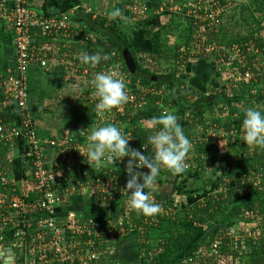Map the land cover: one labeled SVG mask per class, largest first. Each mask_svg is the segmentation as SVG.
Instances as JSON below:
<instances>
[{
  "label": "built area",
  "instance_id": "obj_1",
  "mask_svg": "<svg viewBox=\"0 0 264 264\" xmlns=\"http://www.w3.org/2000/svg\"><path fill=\"white\" fill-rule=\"evenodd\" d=\"M239 4L242 3L238 0H192L187 3L166 0L156 8V12H169L191 21L194 27L191 47L184 45L177 53L182 57H194L197 52V59L218 53L221 60L219 63L226 70L240 75L237 82L243 84L254 81L255 73L264 75V62L260 57V48L257 47L260 34H254L255 41L238 42L223 48L217 47L219 44L215 43L220 29L225 25L226 16ZM132 13L138 21L145 19L146 9L135 4ZM88 16H91L92 21L99 17L107 18L105 11L83 5L75 6L67 12L45 16L40 11L38 1L0 0V26H4L14 37V51L9 66L0 76V109L11 111L17 117V120L9 124H0V164L4 152L17 150L21 166L22 161H25L28 175L39 189V196L26 201L17 194L23 185L22 180V185L17 186L10 173L0 171V252L11 259L10 264H101L103 257L109 256L116 238L124 232V219L129 217L120 215L113 222L104 224L82 213L68 211L63 217L64 221L59 222L61 198L69 192V185L65 193L56 190L62 184L63 172L66 167L69 169L78 162L86 165L94 163L88 161L83 148L88 133L96 127L107 124L118 126L131 145L136 119L138 122L145 120L153 110L156 114L153 118L166 112H175V109L163 105L166 96L164 88L156 91L148 82L132 80L119 49L97 37L88 25ZM85 51L89 54H108L110 58L92 68L79 60L80 54ZM251 58L255 59L252 61ZM99 72L114 73L116 78L123 79L128 94L126 103L103 115H97L94 111L98 98L92 94L93 89L89 83ZM32 73L71 81L91 107L90 124L86 122L83 127L68 130L59 138L42 136L29 104ZM178 119L183 127V119ZM190 119L198 123L199 129L201 125L198 120L193 116ZM205 134L202 138L191 136L189 139L192 145L199 139L207 141L214 135L210 130ZM17 142L21 143L22 153L16 146ZM114 163L126 165V160ZM94 165L96 168L100 166L96 163ZM187 165V169L194 168L190 163ZM87 185L86 189H93V201L101 206L115 203V195H128L125 189H118V181L114 177L108 181L89 180ZM148 191L154 202V194H159L160 189L154 187ZM160 213L175 216L174 207L170 206L161 208ZM247 217L251 218L252 215ZM225 241L232 252L237 254L243 251L245 255L247 242L264 244V225L227 228L215 238L209 249H200L182 264H209L214 260L215 264H243L242 254L233 256L223 253ZM110 264L117 262L110 261Z\"/></svg>",
  "mask_w": 264,
  "mask_h": 264
},
{
  "label": "trees",
  "instance_id": "obj_2",
  "mask_svg": "<svg viewBox=\"0 0 264 264\" xmlns=\"http://www.w3.org/2000/svg\"><path fill=\"white\" fill-rule=\"evenodd\" d=\"M30 1H38L40 11L45 16L67 12L75 6L81 5V0ZM175 1L177 3H187L192 0ZM246 1L250 6L246 7L243 4L240 8L242 7V12L244 10L251 11L250 18L246 19L248 22L244 23L242 27L243 17L239 13V17L241 18V21H239L238 18H235L237 15L235 11L231 17L236 19V25L242 29V32H245H240L235 37L229 39L224 25L216 37V40L219 42L217 47L223 48L234 43L254 40L255 32L248 31L246 24L251 25L255 23V14L264 16V0ZM155 3L159 5L160 1L156 0ZM176 17L178 16L174 14L168 15L166 23L151 35L145 26L135 29L130 35H126L102 17L94 21H92L91 16H88L86 19L88 23H91L92 29L107 39L108 42L114 44L113 37L116 36L125 44L131 54L132 65L128 67L126 62L125 64L133 81L148 82L156 91L162 88L165 89L166 96L163 100V105L168 109H175V115L183 119V130L188 138L191 136L202 138L206 135L205 132L207 133L210 130L212 134L214 133L212 137H217L218 140L211 143L212 138L210 137L207 141H201V139L195 141L188 155L189 158L194 160H186V163H190L194 168L187 169L183 174L174 176L168 170L162 169L155 185L150 190L154 187L161 189L165 186L172 185L174 195L182 196L186 199L184 213L181 218L169 217L164 213H159L153 217L138 214L125 218L122 228L124 232L116 238L113 246L123 237H127L133 231H138L136 237L140 240V243L136 252H140V257H138L139 255H134L135 260L129 262L119 261L117 264H182L200 249H209L212 242L223 230L234 226L236 227L237 222L249 214L255 216L254 221H249L252 223L249 227L264 225V214L262 215V211H264V148L258 147L254 149L244 140L242 128L243 117L237 108L245 100L244 97H241L235 92L230 93L215 89L213 94L207 95L200 79L192 81L191 84H186L180 76L177 77L178 71L176 70L169 73V71L163 72L153 70L149 67L147 59L159 62L163 58L165 52L164 36L171 29ZM189 22L190 24L187 27L188 35L184 37L185 46L188 44V38H191L194 30L191 21ZM256 24L259 26V23L256 22ZM261 29L260 27L258 29L260 33V44L257 47L260 48L261 60H264V33ZM148 35L150 37L147 41L146 37ZM13 40L12 33L6 31L4 26H0V76L5 73L9 66L10 62L9 60L7 61L4 52L7 47H9L11 52L14 51ZM145 41L148 42L147 49L142 47L143 45H140V43ZM208 55L207 57L200 56L198 60L202 61L207 58H213L216 65L221 61L218 53ZM191 59L189 55L182 57L180 53H177L173 65L177 68L184 64L183 66L185 67V64L189 63ZM254 59L251 58L252 61ZM33 75L42 76L41 73H32ZM253 84L255 86L262 85L264 88V75L255 73ZM31 95L29 86V104L36 111L39 107L34 102L33 104L31 103V100H33ZM1 100L2 90L0 89V102ZM74 106L73 109L71 108V111L74 116L77 115L78 117L80 114V105L75 104ZM215 106L219 107L221 113L226 112L227 119L222 121V119L213 116L212 120L208 121L205 125L203 133L199 135L196 133L198 131V123L191 121L190 117H195L199 124L203 125L205 115L207 113L210 114ZM37 114L38 111L34 113V119ZM155 116V110H153L147 115L145 120L138 122L136 119L134 121L135 129H132L133 143L130 146L137 150L145 151V154L149 156L153 155V149L148 143V136L157 130L156 128L150 127V121ZM14 120H17L15 113L0 109V124H9ZM72 124L71 122V126ZM39 133L41 134L40 131ZM16 146L19 148L20 153H22L23 148L21 143L17 142ZM225 155H228L230 160H232V164L222 174L216 170L213 171V178L208 181L205 178V158L224 157ZM233 160L236 161L233 162ZM0 165V171L11 173V165L8 161L3 159ZM95 167L80 162L75 163L69 169L66 167L63 172L62 184L56 190L65 193L69 182L75 178H84L88 181L92 180L97 182L98 180L108 181L113 177L118 181V189L123 188L126 190L127 174L125 164L113 163V165L106 164L100 165L99 168ZM27 169L26 162L22 161L21 172L23 185L17 194L23 196L26 201H31L37 195L39 196V189L33 183L31 176L28 175ZM138 171L147 172V169L141 168ZM249 177H254V181H248ZM255 178L258 179L256 182ZM259 178H261L260 181ZM209 185L210 187L208 188ZM145 190L148 191L149 189ZM174 195L161 196L154 194V203H158L161 208L168 206L174 207ZM113 198L116 200L115 203H118L123 200H128L129 195H115ZM216 226L220 227L211 232V229ZM240 231H243V229H240ZM154 232L158 233L156 234L157 241L151 240V234ZM152 242L155 244H152ZM222 250L224 254L233 256L242 254L241 259L243 260V264H264V244L254 245L253 243L247 242L246 249H244L245 255L243 251L238 252L239 254L237 253V255L235 252H232L233 250L231 251L230 246L225 241ZM101 264H110L109 256L106 255L105 258L103 257Z\"/></svg>",
  "mask_w": 264,
  "mask_h": 264
},
{
  "label": "clouds",
  "instance_id": "obj_3",
  "mask_svg": "<svg viewBox=\"0 0 264 264\" xmlns=\"http://www.w3.org/2000/svg\"><path fill=\"white\" fill-rule=\"evenodd\" d=\"M110 20L126 19L119 9L107 13ZM108 54H89L82 52L79 60L84 65L95 68L102 61L109 60ZM93 95L98 98L94 106L97 115L111 112L127 102L126 83L116 78L114 73H96L90 80ZM150 127L156 128L148 136V143L152 146L153 155L145 154L132 148L129 139L122 134L121 129L114 124L96 127L87 135V143L83 151L89 162L97 165H113L114 162L126 158L125 170L127 174L126 190L128 205L146 217H153L160 213L161 206L154 203L150 189L160 176L162 169L172 175H181L187 171L186 159L192 149V143L186 136L178 117L172 112H166L151 119ZM242 128L244 140L248 145L264 148V109L249 107L243 116ZM147 169L140 172L138 169ZM0 264H10V259L0 252Z\"/></svg>",
  "mask_w": 264,
  "mask_h": 264
},
{
  "label": "rangeland",
  "instance_id": "obj_4",
  "mask_svg": "<svg viewBox=\"0 0 264 264\" xmlns=\"http://www.w3.org/2000/svg\"><path fill=\"white\" fill-rule=\"evenodd\" d=\"M84 2L91 3L92 1L84 0ZM238 2L242 4H239L237 8L233 11L237 13L235 18H238L239 21H241V18L239 17V13H241L243 17V21H242V27H243V24L248 22L246 21V19L250 18L251 11L244 10L242 12L241 11L242 7L240 8V6L244 4L246 7H248L250 6V4H247L248 2L246 0H238ZM91 4L95 6V3L92 2ZM233 11L230 12L225 18L224 29L227 30L229 39L232 37H235L240 32L241 33L245 32V31L242 32V29H240L236 25V19L231 18L234 13ZM255 17L257 18L256 21L257 23H259V26L257 24L256 25L246 24V26L248 27V31H253L255 33L260 34L258 30L260 27L262 28L261 30H263V33H264V16L255 15ZM189 24L190 22L188 21V19L183 18L181 16L176 17L174 24H172L171 29L164 36L165 52L163 54V58L159 62H154V61H151V59H147V61L149 62V67L152 68L153 70H159L163 72L169 71V73L172 72L173 70H176L178 71L177 77L180 76L181 79L185 81L186 84L188 83L191 84L192 81H196L200 79L201 84L205 88L204 91L207 95L213 94L214 89L219 90V91H227L230 93L231 92L238 93L241 97H244L245 99L241 105L237 106V108L239 109V113L242 117L244 116V112L249 107L264 109V88L262 87V85L255 86L253 84V81L249 83H243L244 85L242 83L241 84L238 83L237 81L240 75L235 74V72L226 70V68L223 67L220 63L217 64L218 65L217 66L213 58H207L201 61L196 58L195 55L198 53L195 52L194 57H191L192 59L189 60V63L185 64V67H183L180 70H179L180 67L175 68L176 66L173 65L175 61V55L179 51L180 47L184 46V37L188 35L187 27ZM147 39H148V36L146 37V40ZM190 39L188 38V44H186V47L192 44ZM215 43L219 44L218 41L217 42L215 41ZM142 47H145L147 49L146 46H142ZM7 49L8 51L6 53V59L9 60L10 56L12 55V52L10 54L11 50H9V47H7ZM262 61L264 62V60ZM60 79L53 81V79L51 78L48 79L45 77H39L38 75H33L31 76L30 82H29L30 83L29 86H30L31 93H32L31 98L33 99L31 100V103L33 104L34 102L40 109V111H38V114L36 115V118H35L37 127L39 131L41 132V134L44 135V137H48V138L51 137L50 136L51 134H49L50 132H48L49 131L48 121L51 120L52 122L54 120V123L52 124L56 123L54 125L56 128L58 127L60 123L62 124L63 122H66L65 125L67 127L71 126L70 121L73 119V116H74L73 112L71 111V108L73 109V107H75L74 106L75 99H78V97L83 98L81 91L75 90L74 85L70 81L67 80L66 82V80H63L62 78ZM64 100L66 101V104L64 103ZM62 103H64L65 105H62ZM54 106L59 107L58 109H55V112L52 109ZM50 112L51 113L53 112V114H50ZM173 114H175V112ZM213 116L217 117L218 119H222V121H225V119H227L226 112L221 113L219 110V107L215 106L213 107L210 114L207 113L205 115V120L203 124L204 126L201 125L198 131H196V133H198L199 135L202 134L203 131L205 130L204 129L205 125L208 123V121L212 120ZM88 124H90V122ZM90 129H94V128L90 127ZM211 138H212L211 143H214V141H218L217 137H214V138L211 137ZM251 146L254 149L258 148L257 146H253V145ZM216 158L206 157L204 160V165L206 167L205 178H207L208 181L213 178V171L216 170L217 172H220L222 174L223 171H225L226 168L232 164V160H230L228 155H225L224 157H216ZM235 161L236 160H233V162ZM260 179L261 178H259V181ZM256 180L258 179L255 178V182ZM77 181H78L77 178L71 180V182L69 183V193H72V194L74 193L73 196L78 195V193L81 194V198L83 199V202L85 203L86 200H88L90 196H92L93 189L80 188L79 192L77 191L75 192V189H77L79 185ZM248 181H254V177H249ZM257 184H260V183H257ZM209 187L210 185L208 186V188ZM172 189H173L172 185H168L164 188H161L159 191V194L162 196L174 195V193L172 192ZM91 201L95 207L100 206L99 204H96V201H93V200ZM113 204H117L119 208H121V210L119 209L120 210L119 213H122L121 214L122 217L123 215L124 216L128 215V217H131V216L140 214L138 211L131 209L128 203L126 202V200L120 201L118 203H113ZM173 204H174V211H175L174 217L181 218L184 213V207L186 206V199L182 196L174 195ZM106 206H109V205H106ZM89 209L90 208L87 207V210ZM263 214H264V211H262V215ZM252 217L251 218L245 217L242 220L238 221L236 224V227L237 228L238 227L247 228V226L252 224L249 221L251 220L254 221L255 216L252 215ZM115 219L114 218L108 219L105 223L113 222ZM156 234L158 233L154 232L151 234L152 241H157ZM152 244H155V243L152 242ZM212 262L215 264V260ZM212 262H210L209 264H213Z\"/></svg>",
  "mask_w": 264,
  "mask_h": 264
},
{
  "label": "crops",
  "instance_id": "obj_5",
  "mask_svg": "<svg viewBox=\"0 0 264 264\" xmlns=\"http://www.w3.org/2000/svg\"><path fill=\"white\" fill-rule=\"evenodd\" d=\"M93 3H95V6H93L91 3L84 2V0H81V5L83 6H88V7H93L95 9H99L101 11H105L106 14L114 9H119L122 11L124 14V17L126 19L122 20L120 18L112 19L110 20L107 16L105 20L112 25H115L121 32H123L126 35H130L135 29L140 28L145 26L149 34L151 35L155 30L161 28L165 23H166V18H168V15L171 13H162L158 14L156 12V8L160 6L161 3H164L166 0H157L160 1L159 5L156 2V0H91ZM155 1V2H153ZM135 4L140 5V7L146 9V14H145V19H140L136 21L133 15V8ZM158 5V6H156ZM156 6V7H155ZM155 7V8H154ZM88 25L90 26L91 30L97 35L98 38H101L102 40L104 39L107 41V39L103 38L98 32L94 31L92 29V25L89 22ZM150 35H148V40ZM148 42H142L140 45L143 46H148ZM8 49H5V57ZM11 54V51H10ZM9 54V55H10ZM11 59V56L9 60ZM8 61V59H7ZM42 74V73H41ZM41 77L45 78H51L54 80L60 79V77H48L42 74ZM61 80V79H60ZM67 82V81H66ZM71 82V81H70ZM72 83V82H71ZM75 89V88H74ZM204 89V87H203ZM76 90V89H75ZM83 96V95H82ZM84 97V96H83ZM85 98V97H84ZM77 102V103H76ZM64 103L66 104V101L64 100ZM62 103V105H65ZM84 103V104H83ZM79 104L80 105V114L77 117L73 116L72 126L67 127L65 124L66 122H63L62 124L60 123L58 127L56 128L52 124L54 123V120L51 122L48 121V127H49V134H51V137H56L59 138L62 135H64L68 130H73L77 129L80 126H82L84 123L88 122V120L91 118V107L89 106L88 102L84 100L82 97H78V99H75L74 105ZM54 105V103H53ZM84 107V108H83ZM59 107H53L52 109L55 112V109H58ZM40 111V109H39ZM52 111V110H51ZM50 114H53V112ZM49 114V116H50ZM54 117V116H53ZM50 119V118H49ZM77 119V120H76ZM62 126V127H61ZM60 128V129H59ZM69 128V129H68ZM80 140H83L82 138ZM4 159L8 160L11 165V179L14 180V182L17 184V186L22 185V172H21V160L19 158V155L17 153V150H8L4 152L3 154ZM92 165L95 167L94 163L93 164H88ZM96 168V167H95ZM99 168V167H98ZM78 179V188L75 189V192H79L80 188L86 189V183L87 179L84 178H77ZM166 187V186H165ZM74 194V193H73ZM72 193H67L63 195L62 202L60 203V217H59V222L64 221V216L68 211H75L77 213H82L84 216L93 219L96 222L99 223H105L108 219H115L119 217L122 213H119L121 208L117 204H112L109 206H98L95 207L94 204H92L93 200L90 196L86 202H83V199L81 198V194L78 193V195L73 196ZM91 199V200H90ZM87 207L90 209L87 210ZM120 209V210H119ZM139 212V211H138ZM140 213V212H139ZM141 214V213H140ZM138 232L133 231L130 235L127 237H123L118 243H116L111 252L109 253V259L110 261L114 262H129L135 260V252L137 251L139 247V239L136 237ZM135 255H139L140 257V252H136ZM210 261V260H209ZM210 263V262H209Z\"/></svg>",
  "mask_w": 264,
  "mask_h": 264
},
{
  "label": "water",
  "instance_id": "obj_6",
  "mask_svg": "<svg viewBox=\"0 0 264 264\" xmlns=\"http://www.w3.org/2000/svg\"><path fill=\"white\" fill-rule=\"evenodd\" d=\"M113 42H114V44H116L117 48L121 52L127 66L130 67L132 65V58H131V54H130L129 50L127 49V47L125 46V44L120 39H118V37H116V36L113 37ZM36 111H39V109H37ZM36 111L33 110V113H36ZM219 227L220 226H216V227L212 228L211 232L218 229ZM5 250H7V249H5ZM9 254H10V250H9Z\"/></svg>",
  "mask_w": 264,
  "mask_h": 264
},
{
  "label": "bare ground",
  "instance_id": "obj_7",
  "mask_svg": "<svg viewBox=\"0 0 264 264\" xmlns=\"http://www.w3.org/2000/svg\"><path fill=\"white\" fill-rule=\"evenodd\" d=\"M155 7H156V6H155ZM155 7H154V8H155Z\"/></svg>",
  "mask_w": 264,
  "mask_h": 264
}]
</instances>
